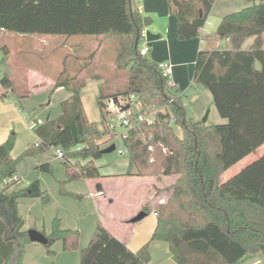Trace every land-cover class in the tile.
Returning <instances> with one entry per match:
<instances>
[{
    "label": "trees",
    "instance_id": "16d2710c",
    "mask_svg": "<svg viewBox=\"0 0 264 264\" xmlns=\"http://www.w3.org/2000/svg\"><path fill=\"white\" fill-rule=\"evenodd\" d=\"M167 1L177 19L176 37L183 41L199 35L214 0ZM246 1L250 4L225 15L215 30L231 47L200 49L196 54L193 81L211 93L218 114L226 119L208 125L186 114L180 97L167 92V79L149 51L141 53L143 17L133 0H0V30L4 32L101 36L100 44L111 40L114 47L112 65L104 63L103 71L96 75L100 80L96 103L104 131L85 116L80 98L84 79L66 74L63 68L56 85L70 89V96L61 101L56 118H48L34 129L38 143L13 158L15 131L0 142V264H25V246L31 240L17 212L19 199L49 200L38 180L7 192L16 180H6L14 176L19 158L60 148L66 170L69 160L76 158L82 160L78 176H101L94 160L102 156V148L95 140L110 131L109 103L131 94L141 110L166 107L151 122L136 123L122 139L127 149L124 174L156 180L174 176L164 188L166 200L153 207L156 222L149 240L166 241L176 264H241L258 254L264 258V155L226 181L220 177L264 143V2ZM250 36L252 46L242 49ZM0 49L3 58L8 49ZM95 53L88 55L78 72L92 62ZM0 84L14 88L6 73L0 76ZM16 94L17 98L23 96ZM149 143L155 145L153 151L148 150ZM38 167L50 170L48 163ZM142 210L148 213L147 206ZM41 232L50 240L43 244L49 255L55 253L52 244L56 240L65 251L78 246L79 231L60 227L57 217L49 233ZM148 242L133 251L97 221L78 264H147Z\"/></svg>",
    "mask_w": 264,
    "mask_h": 264
},
{
    "label": "crops",
    "instance_id": "0c3cea01",
    "mask_svg": "<svg viewBox=\"0 0 264 264\" xmlns=\"http://www.w3.org/2000/svg\"><path fill=\"white\" fill-rule=\"evenodd\" d=\"M257 1L259 0H255V2ZM262 1L264 2V0ZM133 2L136 4L142 17L148 15V21H150V24H153V27L155 29L154 33L159 35V37L157 38L159 39L158 41L154 40L150 44L148 43L149 54L151 58L154 59L156 62L168 61L172 65L171 88L174 89V91L178 90V93H184V97L192 100L191 103L193 102V104H195L196 101H198V99L200 98V108L196 110L197 112H195V118L192 114V116H190L194 119H198V117H200L203 111L207 108L208 115L206 121H209V123L205 122L206 124L211 125L213 123L225 122L226 119L222 118L218 114L212 100V95L207 89L197 84L198 86L194 87V89L197 90V94L193 96L192 94H187V88L189 86H193L194 83L192 69L194 71V63L197 51L200 49H214L220 47L230 48L231 45L228 39L220 40L216 36V27L225 15L235 12L249 5L250 2H247L246 0H214L209 17L207 18L205 24L200 28L199 35L197 37L183 41L178 40L176 37L177 19L174 10L169 7L167 0H141V3H139L137 0H133ZM143 28L147 30L145 26H143ZM262 36L264 43V34ZM93 40L95 41L93 42L85 36L67 37L63 35L51 34L21 35L0 30V48L2 46H5L8 49L7 54L3 58L0 49V76H2L4 73L8 74L14 87L11 90L10 88H3L0 84V142H2L7 137L12 127L16 128L18 125L22 124L21 117L23 116L21 115V108H26L29 104V99L27 98L26 91H50L51 94H53L51 96H53L54 98L52 104H60L62 100L70 96V89L64 86L56 85L59 73L63 68H65L66 74L70 76L78 75V77L84 79V84L80 88V98L85 116L88 120H90L87 116V110L83 100L82 92L86 89L91 88L95 92L98 91V84L100 80L97 79L96 75L99 72L103 71L102 67H104V63L106 64L108 62V65H112L113 63L112 57L109 56L107 58L106 54L102 53L101 51L102 46L105 43L102 42V44H100V42L102 41V37L97 36ZM253 41L254 38L252 36L248 37L242 43L241 48L245 50L250 49L253 44ZM93 43L95 46L89 52L88 49L93 46ZM202 43H204L205 45L204 48H201ZM95 50L96 53L92 59V62L86 65L84 70L78 72V69H80L84 65L83 62L87 59L88 55ZM18 92L23 96L17 98L16 93ZM171 96L179 97V94H172ZM46 98L47 95L46 97L42 98L40 103H44V101H46ZM47 103H50V101L47 100ZM182 104L184 106L183 102ZM46 108H49V106H47ZM43 117H45L46 120L49 118V114H43ZM23 119L25 120L26 118L23 117ZM26 123L29 124L32 123V121H26ZM37 123H42V121L38 120ZM96 123H100V120ZM33 134L35 136V144H37L38 137L34 131ZM52 152L53 158L61 161V159L56 157L54 149ZM262 155H264V143L258 148H256L254 151L243 157L241 160L233 164L231 167L226 169L220 176L221 181H226L231 176L239 172L246 165H248L249 163L256 160ZM99 159H101V157L95 159L94 164L99 168V171L102 175L94 178L81 177L83 178V181L87 186V191L89 192L88 195L92 199L91 203L94 207V211H91V213L93 212V214H91L93 218L92 221H95L94 219H96L95 225L97 221H100V223L116 238L124 242L131 250L136 251L140 248L141 245H143L145 238H143L142 234L137 233V231L141 232V229H138L140 228L138 224H132L135 222L130 221L131 217L136 215L139 211H142V208L144 206H147L148 211L151 208L153 212V207L155 203L165 201L167 198V193L165 190H162L164 189V187L160 189L159 186H156L154 178L152 177L149 183L150 186L147 189V193L143 199V202L133 208L134 210H132L131 212L126 211L124 214H121L120 216L116 217V219L112 220V223H117L122 228H124L120 233L115 232L110 226V223L106 222V219L104 218L105 216L103 215L100 209V207L106 204L107 201L112 202V192L104 188V183L108 181L112 182V180L116 182H126L128 180H131L132 177L139 176L124 174L127 167V161L125 162L121 170L105 171L101 168V165L97 164ZM40 164H42L41 161H36L35 167H38ZM78 167L79 165L77 166V168ZM77 168L70 167L69 170H66L65 167L66 174L70 179L80 177L78 176L79 172ZM14 176L16 177V181L19 180V176H16V174H14ZM163 178L164 180H168L165 186H168L174 181V176H168ZM28 179L29 180H27L24 184L18 185V187H14L15 185L12 184L13 186L11 185L8 188L7 192L17 191L26 187L31 181L30 178ZM28 199L31 198L22 197L18 201L17 212L22 217L23 214L19 212V207L23 201ZM149 203L152 204V207L148 205ZM153 215L155 217L154 212ZM136 222L138 223V221ZM155 222L156 217L154 219L153 225L150 228V235L153 231ZM42 225L43 224H41V226L37 227L36 229L40 231L43 230L41 229ZM75 225H77L76 229H81L80 224ZM60 226L62 228L73 229L72 226H65L62 224ZM91 226L92 222L90 221V228ZM44 227L45 229H47L44 231H47L46 233H49L51 226L49 228H46L47 226L46 224H44ZM22 229L26 230L25 224L22 226ZM93 230L90 233L84 232L80 241H78V246L80 248H83L86 243H88L89 238L91 237L90 235H92L93 233ZM34 242L36 241H31L25 246V252L23 256V262L25 264H43V261L46 262V264L48 262H53L54 264H77V258L79 257L78 253H75L77 251H64L69 253H63L61 258L56 257L52 259L53 257H47L44 259L42 257L43 247L36 245V243ZM166 244V241L158 239H154L149 242L148 250L150 254L152 253L153 261L156 264V258L154 257L156 249H160V251H162L166 248ZM56 250L58 252L62 250L60 245L57 246ZM149 261L147 264H150ZM247 262L248 260L243 263L246 264Z\"/></svg>",
    "mask_w": 264,
    "mask_h": 264
},
{
    "label": "rangeland",
    "instance_id": "374dc122",
    "mask_svg": "<svg viewBox=\"0 0 264 264\" xmlns=\"http://www.w3.org/2000/svg\"><path fill=\"white\" fill-rule=\"evenodd\" d=\"M137 1L141 3V0H137ZM146 29L151 31L152 33L155 32L153 24H149L148 26H146ZM85 37H87L88 39L94 42L95 40L93 39H95L97 36L92 35ZM156 40L158 41L159 39H155V41ZM151 42L152 41H149L148 43L150 44ZM94 46L95 45L93 43V46L88 49L89 52L94 48ZM204 47L205 45L204 43H202L201 48ZM139 48H141V43H139ZM101 51L102 53L106 54L107 58L109 56L112 57L114 55V47L112 41L111 40L105 41ZM195 86L198 85L196 83H193V86H189L187 88V94L189 93L192 94L193 96L196 95L197 90L194 89ZM165 88L167 92L171 95L179 94V97H181L180 100L184 103V107L186 108L188 116L192 114L195 118L196 116L195 112H197L196 110L200 108V101H201L200 98L198 99V101H196L195 104H193V102L191 103L192 100L184 97V93H178V90L174 91V89L171 88V82L167 83ZM97 93L98 91L95 92L92 88L86 89L82 92L83 100L87 110V116L90 120H94L96 122H98L101 119L100 110L96 103ZM26 94H27V98L29 99L28 107L21 108L22 111L21 115L26 119L24 120L23 117H21L22 124L18 125L16 128L12 127L10 129V131L11 130L15 131V142L11 150V156L13 158L20 157L23 151L27 147L33 146L35 144V136L33 134V131L38 125L37 123L38 120L44 122L45 117H43V114L48 113L49 118L53 119L56 118L61 112L60 104L58 103L52 104L54 98L53 96H51L53 94H51L50 91L41 92V91L31 90V91H26ZM46 95H47L46 101H44V103H40L42 98L46 97ZM47 100H49L50 103H47ZM47 106H49V108H46ZM108 106L111 108L112 112L115 111V108L111 106L110 103ZM132 109L133 110L135 109L133 105H132ZM206 110L207 108L203 111L202 115L198 117L199 120H201V118L204 116ZM41 117L43 118V120ZM30 120L32 121V123L27 124L26 121L29 122ZM206 122L209 123V121ZM97 125L101 131H104L103 127H101L99 123H97ZM123 129H124L123 126L116 125V128L112 131L113 133L109 131L108 133H104L103 135H101L100 138L95 140L96 143H98L101 148H104L105 146L111 143H114L116 147L114 151L102 154L101 159H99L97 162V164L101 165V168L104 169L105 171L121 170L123 165L127 161V156L124 153L123 154L119 153V150H123V146H122L123 144L120 134L123 131ZM174 129L177 133L181 132L179 126L177 125L174 126ZM53 149L55 148H49L45 151L37 152L34 155H26L19 158L16 164L15 174L20 178L19 180L13 183V185H15L14 187H18V185L24 184L27 180H29L28 178H30L31 181L38 179L40 182V188L44 190L47 196L49 197V200L46 203H42L39 198L30 197L31 199L25 200L20 204L19 212L23 214V217L22 216L21 217L23 219V225L25 224L26 226V230L30 228L36 229L37 227L41 226V224H43L41 229L47 230L45 229L44 224H46L47 226L46 228H49L52 225V221L54 217H57L59 219L60 225L62 224L65 226H72L73 229L77 228V225L75 224H80L81 229H76L79 231L78 241H80L84 232L90 233L93 230L96 222V219H94L95 221H92L93 218L91 216V214H93V212L91 213V211L92 210L94 211V207L91 203L92 199L88 195L89 192L87 191V186L84 183L83 178L78 177V178L70 179L66 174L65 165L63 164V162L53 158V154H52ZM36 161H41V163L48 162L50 170L45 171V170H41L38 167H35ZM81 161H82L81 159L71 158L69 160L70 167L77 168V166ZM151 178L152 177L150 176H139V177H132L131 180H128L126 182L124 181L116 182L112 180V182L108 181L104 183V188L112 192V196H111L112 202L107 201L106 204L100 207V209L103 215L105 216L104 218L106 219V222L110 223V226L113 228L115 232L120 233L124 228H122L117 223H112V220L116 219V217L120 216L121 214H124L126 211L131 212L132 210H134L133 208H135L137 205L143 202V199L147 193V189L150 186L149 183L151 181ZM167 181L168 180L167 179L164 180L163 177L157 180L154 179L156 186H159L160 189L166 187L165 184ZM148 205L152 207V204L149 203ZM154 219L155 217L153 215L152 209L150 208L147 215L143 219L139 220L138 223L137 222L132 223L134 225L135 224L139 225L140 228L138 229L139 230L141 229V232L137 231V233L142 234L143 238H145L143 244L148 241L149 242L151 241L149 240L150 228L153 225ZM90 221L92 222L91 228H90ZM34 243H36V245H39L40 247H43L42 257L44 259L47 257H53L52 259L56 257L61 258L63 253L64 254L69 253V252L68 253L64 252L65 250L63 249L59 252L56 250L57 246L60 245L61 247L60 244L61 242L59 240H56L52 244V249H55V253L52 255L46 253L45 247L42 243L40 242L39 243L34 242ZM81 249L82 248L77 246L76 249L68 250V251H77L75 253H78L79 256L78 258H80ZM148 253L150 255L149 256L150 264H156L153 261L152 253L150 254L149 250ZM169 255L170 254H169L168 244H166V248L163 249L162 251H160V249H156V253L154 254V257L156 258L157 264H175V262L171 258V255L170 256ZM78 258H77L78 260L77 264L79 263ZM246 260H248L246 264H264V258L260 254L251 258H247ZM37 264H41V263H37ZM43 264H46V262L43 261ZM47 264H54V263L48 262ZM241 264H245V263H241Z\"/></svg>",
    "mask_w": 264,
    "mask_h": 264
},
{
    "label": "built area",
    "instance_id": "2783aa9c",
    "mask_svg": "<svg viewBox=\"0 0 264 264\" xmlns=\"http://www.w3.org/2000/svg\"><path fill=\"white\" fill-rule=\"evenodd\" d=\"M140 37H141L140 51L141 53H146L149 51V49H148V41L146 40V30L144 28L140 31ZM157 66L160 70L161 75L167 79V83H170L171 75H172V65L168 61H160L157 62ZM110 105L115 108V111L112 112L111 108L108 106L110 112L108 113L107 126L111 132L116 128V125L123 126L124 129L120 133L121 139L126 137L127 130L134 127L136 123L140 121L151 122L158 110L166 109L165 106H162L160 108H153V109L145 108L141 110V106L138 102H136V98L133 94H131L128 98L125 99L117 98V102H110ZM125 105H129V107L126 110H122V107ZM132 105L135 108L134 110L132 109ZM173 120L174 118L171 117L170 121L172 122ZM149 139H151V135L148 136V140ZM154 147L155 145L153 143L148 144L149 151H153ZM54 151L57 158L61 159L63 157V153L60 148H55ZM162 151L166 152V148L162 147ZM119 153L121 154L124 153L125 155H127V149L123 146V150H119ZM152 160L153 157H150L149 161ZM12 179H16V177L12 176V178L6 181Z\"/></svg>",
    "mask_w": 264,
    "mask_h": 264
},
{
    "label": "water",
    "instance_id": "95a60500",
    "mask_svg": "<svg viewBox=\"0 0 264 264\" xmlns=\"http://www.w3.org/2000/svg\"><path fill=\"white\" fill-rule=\"evenodd\" d=\"M143 26H148L150 24V21H148V17L144 16L143 17ZM159 37L158 34L152 33L149 30H146V40L147 41H153L155 39H157ZM117 99L116 97L114 98V102H116ZM129 107V105H125L122 107V110H126ZM207 115H208V110L206 111V113L204 114V116L201 118L202 122H206L207 119ZM115 150V144L111 143L109 145H107L106 147L100 149V153L101 154H105V153H109ZM146 215L145 211H139L136 215H134L133 217H131L130 221L131 222H136L139 221L140 219H142L144 216ZM27 234L29 236V239L31 241H36V242H40L42 244H46L48 242H50V240L40 231L37 229H33L30 228L27 230Z\"/></svg>",
    "mask_w": 264,
    "mask_h": 264
}]
</instances>
